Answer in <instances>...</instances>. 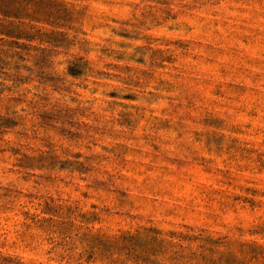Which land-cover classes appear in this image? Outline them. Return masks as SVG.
<instances>
[{"label":"rangeland","instance_id":"obj_1","mask_svg":"<svg viewBox=\"0 0 264 264\" xmlns=\"http://www.w3.org/2000/svg\"><path fill=\"white\" fill-rule=\"evenodd\" d=\"M0 7V264H264V0Z\"/></svg>","mask_w":264,"mask_h":264},{"label":"trees","instance_id":"obj_2","mask_svg":"<svg viewBox=\"0 0 264 264\" xmlns=\"http://www.w3.org/2000/svg\"><path fill=\"white\" fill-rule=\"evenodd\" d=\"M0 9H3V8L0 7Z\"/></svg>","mask_w":264,"mask_h":264}]
</instances>
